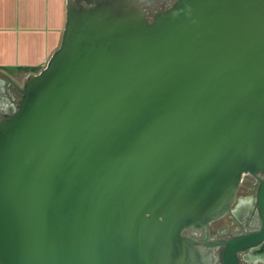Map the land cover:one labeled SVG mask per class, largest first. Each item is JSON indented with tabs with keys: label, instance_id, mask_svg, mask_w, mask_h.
Here are the masks:
<instances>
[{
	"label": "water",
	"instance_id": "95a60500",
	"mask_svg": "<svg viewBox=\"0 0 264 264\" xmlns=\"http://www.w3.org/2000/svg\"><path fill=\"white\" fill-rule=\"evenodd\" d=\"M58 49L0 119V264H240L261 230L185 229L264 175V0H65Z\"/></svg>",
	"mask_w": 264,
	"mask_h": 264
},
{
	"label": "crops",
	"instance_id": "0c3cea01",
	"mask_svg": "<svg viewBox=\"0 0 264 264\" xmlns=\"http://www.w3.org/2000/svg\"><path fill=\"white\" fill-rule=\"evenodd\" d=\"M65 9V0H0V74L25 79L42 70L60 45Z\"/></svg>",
	"mask_w": 264,
	"mask_h": 264
},
{
	"label": "flooded vegetation",
	"instance_id": "af4514ba",
	"mask_svg": "<svg viewBox=\"0 0 264 264\" xmlns=\"http://www.w3.org/2000/svg\"><path fill=\"white\" fill-rule=\"evenodd\" d=\"M142 2L148 18L152 20L154 12L168 9L174 0H142ZM12 80L16 84H20L17 79ZM13 82L8 81L3 74H0V119L15 109L16 101L20 97ZM6 98H9L10 104L3 107L1 104ZM263 178V174L244 175L229 213L211 222L208 228L185 229L183 235L197 242L212 244L259 232L262 224L257 207V192L259 180ZM207 249L211 250L215 264H219L220 246L210 245ZM238 258L240 264H264V240L241 251Z\"/></svg>",
	"mask_w": 264,
	"mask_h": 264
},
{
	"label": "rangeland",
	"instance_id": "374dc122",
	"mask_svg": "<svg viewBox=\"0 0 264 264\" xmlns=\"http://www.w3.org/2000/svg\"><path fill=\"white\" fill-rule=\"evenodd\" d=\"M24 79H17V81L21 84Z\"/></svg>",
	"mask_w": 264,
	"mask_h": 264
}]
</instances>
